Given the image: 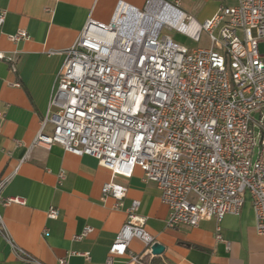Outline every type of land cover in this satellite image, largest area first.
Masks as SVG:
<instances>
[{"label":"built area","instance_id":"1","mask_svg":"<svg viewBox=\"0 0 264 264\" xmlns=\"http://www.w3.org/2000/svg\"><path fill=\"white\" fill-rule=\"evenodd\" d=\"M160 1L178 10L186 27L151 30L123 12L116 19V11L107 23L86 21L63 52L32 146L58 143L65 151L94 157L111 172L101 195L112 197L116 207L127 187L113 177H129L140 167L143 180L156 184L167 206V227H194L214 219L218 240L220 221L238 214L248 193L255 230L264 236V50L259 48L264 0L220 5L203 22L181 11L179 0ZM4 15L3 10L0 24ZM162 27L195 41L204 31L210 45L190 50L161 35ZM25 37L23 29L9 35L12 41ZM0 59L13 61L2 53ZM63 177L61 171L58 178ZM8 178L0 180V206L23 204L21 197L1 195ZM138 207L133 199L125 209L126 221L108 248L106 264L115 256H127L124 264H149L155 241ZM58 214L55 206L46 212L51 219ZM90 230L85 226L74 239ZM133 238L144 243V251L129 249ZM0 239L21 261L38 262L13 241L1 212ZM74 253L59 257L58 264H67ZM79 254L89 258L88 252Z\"/></svg>","mask_w":264,"mask_h":264},{"label":"crops","instance_id":"2","mask_svg":"<svg viewBox=\"0 0 264 264\" xmlns=\"http://www.w3.org/2000/svg\"><path fill=\"white\" fill-rule=\"evenodd\" d=\"M146 1L0 0V12L5 11L0 53L13 57V61L0 59V180L9 177L1 195L25 201L0 206V212L13 241L38 261H21L0 239V264H58L57 259L71 251L76 253L68 256L67 264H106L108 248L126 221L125 209L133 199L139 201L137 212L144 217L145 230L163 246L149 264H264V236L255 230L248 193L240 212L226 214L220 221L218 240L214 219H203L194 227H167V206L156 184L143 180L140 167L129 177H113L127 187L122 205L116 207L112 197L101 195V186L111 178V172L94 157L65 151L58 143L32 146L57 84L63 52L86 21L92 18L107 23L120 3L143 8ZM236 3L179 0L178 7L203 22L220 5ZM19 29L27 37L10 40L9 35ZM61 171L64 177L59 180ZM50 206L59 209L55 219L46 216ZM85 226L91 227L90 232L74 239ZM129 249L140 253L145 245L133 238ZM85 252L88 259L79 254ZM127 261V256H115L110 264Z\"/></svg>","mask_w":264,"mask_h":264},{"label":"bare ground","instance_id":"3","mask_svg":"<svg viewBox=\"0 0 264 264\" xmlns=\"http://www.w3.org/2000/svg\"><path fill=\"white\" fill-rule=\"evenodd\" d=\"M122 12L131 17L134 22H138L151 30L164 25L172 28L186 27L181 21L182 14L175 7L160 0H152L144 12L139 11L138 8L122 4L117 8L115 18L117 19L119 13Z\"/></svg>","mask_w":264,"mask_h":264},{"label":"rangeland","instance_id":"4","mask_svg":"<svg viewBox=\"0 0 264 264\" xmlns=\"http://www.w3.org/2000/svg\"><path fill=\"white\" fill-rule=\"evenodd\" d=\"M142 9L145 10V6ZM143 10H139V11L144 12ZM164 26L168 27L167 25H164ZM166 27H162L161 32H160L161 35H165V34L169 35L174 41L180 44H183L190 50L194 48H198V47L206 48V47H209L210 45L208 35L204 31L201 32L199 40L195 41L191 39L189 36L182 34L176 31L175 29H168ZM259 48L261 51H263L264 43H260ZM254 157H255V154H254Z\"/></svg>","mask_w":264,"mask_h":264},{"label":"water","instance_id":"5","mask_svg":"<svg viewBox=\"0 0 264 264\" xmlns=\"http://www.w3.org/2000/svg\"><path fill=\"white\" fill-rule=\"evenodd\" d=\"M152 254H160L163 250V246L160 243H154L151 246Z\"/></svg>","mask_w":264,"mask_h":264}]
</instances>
